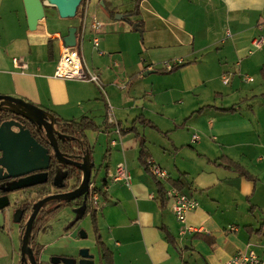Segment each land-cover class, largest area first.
Wrapping results in <instances>:
<instances>
[{
  "label": "crops",
  "instance_id": "0c3cea01",
  "mask_svg": "<svg viewBox=\"0 0 264 264\" xmlns=\"http://www.w3.org/2000/svg\"><path fill=\"white\" fill-rule=\"evenodd\" d=\"M136 1L92 0L89 5L82 61L101 77L113 75L126 91L114 97L116 88L104 83L107 100L101 102L92 82L55 76L61 40L70 27L78 30L83 23L79 8L77 24L47 11L55 22L30 23L24 0H0V95L46 108L64 120L88 117L98 126L85 134L93 172L104 174L101 187L94 185L105 194H98L96 201L91 197V203L115 264H227L239 251H254L264 259V48L248 54L252 39L264 33V27L259 28L264 0H141L139 14L125 20ZM94 17L104 22L99 35L104 55L91 41ZM127 20L144 33L143 45L149 48L180 46L182 50L167 58H182L184 63L165 71L162 61L156 65V56L147 55L140 70L136 59L124 53L135 50L134 42L140 47L138 38H129L134 32L126 27ZM137 22L142 28H135ZM55 25L59 29L51 31ZM114 34L117 38L111 39ZM87 44L90 62L84 59ZM15 57L27 61L28 68H19ZM149 70L154 71L145 74ZM225 73L231 76L228 84L222 80ZM251 74L259 77L257 82ZM243 75L253 79L244 81ZM109 106L117 124L107 121ZM141 115L159 130L135 121ZM142 138L147 159L168 170V180L158 181L142 165ZM99 149H106L101 163L95 154ZM223 156L242 165L256 182L213 163ZM121 162L131 174L128 183L112 178ZM159 183L165 190L176 186L199 201L188 213L187 224L202 231L181 233L183 224L170 210V201L163 204ZM79 208H63L65 217L57 226L48 223L37 234L39 263L51 264L53 256L78 259L87 248L94 264H104L92 217L86 214L77 221ZM4 210L0 263L21 264L23 223L15 221V214L5 219ZM52 226L59 230L55 236L50 235ZM261 227L262 233L257 232Z\"/></svg>",
  "mask_w": 264,
  "mask_h": 264
},
{
  "label": "water",
  "instance_id": "95a60500",
  "mask_svg": "<svg viewBox=\"0 0 264 264\" xmlns=\"http://www.w3.org/2000/svg\"><path fill=\"white\" fill-rule=\"evenodd\" d=\"M82 0H24L27 19L30 23H49L55 22L53 17L46 13V7L57 10L61 19L72 18L77 15L78 8ZM117 18H123L117 15ZM136 27V26H135ZM77 27L69 28V34L65 36L66 45H76ZM149 70L145 74H148ZM10 112L23 117L31 125H34L38 131H44L49 141L50 147L41 144L33 135L32 130L18 120H0V179L18 178L23 176V180L33 178L35 172L41 171L38 175L43 178L35 182L23 183V188L36 184L46 183L49 179L48 170L54 157L61 164L73 165L82 172L81 184L75 189L51 193L40 198L33 204L32 213L26 221L24 235L22 238V258L27 264H38L35 253L29 245L33 224L43 209L44 205L52 200H75L86 196L90 192L92 181L93 165L87 155L81 157V160H75L67 157L59 148L57 136L60 135L55 128V117L42 109L25 100L0 95V113ZM51 149L53 152H51ZM5 171V172H4ZM4 173V174H3ZM20 183V181H18ZM11 184L9 191L20 188ZM11 205L10 198L6 195L0 197V210ZM25 212L23 209L16 210L15 221L21 222ZM82 235H86L83 234ZM51 264H94L93 256L89 249L80 250V258L53 256Z\"/></svg>",
  "mask_w": 264,
  "mask_h": 264
},
{
  "label": "trees",
  "instance_id": "16d2710c",
  "mask_svg": "<svg viewBox=\"0 0 264 264\" xmlns=\"http://www.w3.org/2000/svg\"><path fill=\"white\" fill-rule=\"evenodd\" d=\"M140 1L141 0H137L136 1V7L134 8V10L130 11V12H126L124 14V19H128L129 16H134L139 14L140 10H139V6H140ZM115 15V14H114ZM142 22H137L136 27L135 28H142ZM135 25V24H134ZM181 66V65H179ZM179 66H176L174 69L172 70H166L163 69L165 71H174L177 68H179ZM40 107V106H39ZM42 108V107H41ZM45 111L51 113L54 117H55V128L56 131L60 133V135L57 136L58 139V144H59V148L62 151V153L64 155H66L67 157L71 158V159H75V160H81V157H83L84 155H87L90 159V161L92 162V155H91V149L88 146V141H87V137L85 134V130L87 129H98V126L94 123L93 120L89 119L88 117H83L82 119L76 121V120H64L61 117H59L56 113L52 112L51 110H48L46 108H42ZM137 122L143 124V125H148L156 130H159V128L150 120H148L147 118H145L144 116H138L136 118ZM31 130L33 135L37 138V140L49 147V141L47 139L46 133L44 131H38V129L34 126L31 125L28 126ZM136 128L135 126L131 127L130 130L134 131ZM143 141V143L141 145L142 149H141V162L142 165L145 166V168L148 170V159H147V153L145 152L144 149V138H142L141 142ZM51 152L52 149H51ZM214 164L217 165H223L226 168H229L231 170L236 171L239 175L241 176H245L246 178L253 180L256 182V178L250 174L242 165H240L239 163L227 158V157H221L220 159H218L217 161L213 162ZM59 166L61 167L63 170L66 171L65 176L61 179V180H57L55 179V172H56V167ZM49 174V179L46 183L41 184L40 186L42 187H48L51 186L53 188H55L54 193L59 192V189H63V188H67L69 185V182L72 179H75V184L72 186V189H75L76 187H78L80 185V182L82 180V172L79 168H76L73 165H69V164H61L59 163L54 157L52 158V162H51V166L49 168L48 171ZM91 183H93V179L91 181ZM159 193H160V197L161 200L163 202V204L165 203L167 199L166 197V192L164 187L162 186L161 183H159ZM95 192H97L99 195H104L105 193L99 189V188H95L94 190ZM5 193V191H3V189L0 187V195ZM92 192H89L88 195L86 196V198L84 196L82 201L79 203L80 204V208L81 209V213L79 214V216L77 217V221L79 219H81L84 215L86 214H90L93 220V225H94V229H95V233L97 235V245L99 247V251L101 254V258L103 260L104 264H115L114 263V258H113V253L106 247V245L104 244V242L102 241V238L100 236L99 233V227H98V219H97V214L98 211L96 208H94V206L91 203V197H92ZM51 193H48L46 195H44L43 197L49 195ZM42 197V198H43ZM82 197H79L75 200H66V201H60V200H52L50 202H48L47 204L44 205L43 209L41 210V212L39 213V215L37 216L34 224H33V229H32V233L30 236V242L29 245L32 247L37 262L39 263L38 260V256H39V251H36V238H37V234L45 229L48 221L50 218H52L60 209H63L64 207L70 206L72 205V203L76 200L81 199ZM51 203V207L47 208L46 206ZM25 212L23 219H22V223H23V234H24V230H25V226H26V219L28 213L30 212V214L32 213V209H33V204H28V202L23 201V206H22ZM29 214V216H30ZM25 223V224H24ZM262 229L263 227H261L260 229L257 230V232L262 233ZM168 237L171 239L170 234L167 232ZM39 250V249H38ZM21 264H27L26 261H24L22 259Z\"/></svg>",
  "mask_w": 264,
  "mask_h": 264
},
{
  "label": "built area",
  "instance_id": "2783aa9c",
  "mask_svg": "<svg viewBox=\"0 0 264 264\" xmlns=\"http://www.w3.org/2000/svg\"><path fill=\"white\" fill-rule=\"evenodd\" d=\"M92 0H82L79 6L80 14L83 19V23L80 29L76 32V45L69 46L66 45L64 40H61V56L57 64L55 71V76L60 78H73L88 80L98 83L102 88L104 87L103 80L101 76L88 68L85 67L80 51L84 46L86 39V34L88 32L86 19L88 17V9ZM104 22L100 21L97 17L93 18L91 24L92 37L91 41L94 48L98 51L100 55L106 54V52L100 49V34L102 32V26ZM264 23L259 24V28L262 29ZM229 35V32H228ZM264 48V33L255 36L251 41V48L248 50V54H253L255 51ZM14 63L21 69L28 68V62L23 60L20 57L13 58ZM184 63L182 58H175L172 60H166L162 63V66L166 70H172L176 66L182 65ZM114 65H118L117 62H114ZM244 81H251L253 78L251 76L243 75L241 76ZM231 76L228 73H225L222 77L224 84L230 82ZM107 121L111 124H117L115 116L113 114L112 108L108 107L107 112ZM196 137V136H195ZM112 143H116L115 140ZM148 171L158 180L166 181L170 178V173L168 170L160 166L158 163L154 162L151 159H148ZM114 181H131V174L125 163L121 162L118 164L115 172L112 174ZM92 190V197L96 201L98 199V193L95 192L94 183L90 184V192ZM166 197L170 201L169 208L175 214L177 219L181 224H183L181 233L185 234L186 232H200L202 229L190 226L187 224L188 213L199 206V201L192 195L184 193L181 189L176 186L169 187L165 190ZM227 264H264V259L261 258L254 251H239L236 252L227 262Z\"/></svg>",
  "mask_w": 264,
  "mask_h": 264
},
{
  "label": "rangeland",
  "instance_id": "374dc122",
  "mask_svg": "<svg viewBox=\"0 0 264 264\" xmlns=\"http://www.w3.org/2000/svg\"><path fill=\"white\" fill-rule=\"evenodd\" d=\"M46 11L47 12H57L54 8H50V7H46ZM66 21H67L68 24H77L78 17L76 16V17H72V18H66ZM125 23H126V27H128L131 31L134 32V33H131L132 35H130L129 38H131L132 42L134 41L132 38H135V37L138 38L140 47L137 46L135 44V42H134V45L136 46L135 50H132L131 48H128L127 50L130 53L129 52H124V53L127 56H132L134 59H136L135 61L138 63L140 70L144 66L143 59H147V55H150L151 57L153 55H155L156 57L153 58V59H156L155 60L156 65H159L158 63L162 61L160 63V65L162 66V63L164 61H166V60H163V59H165V57L167 58V57H169L168 55L176 53V52L182 50V48L180 46H176L175 44H174L175 46L171 45V47L168 46V45H164V46H161V47H150L149 48V47H147L146 44L143 45L144 33H141V31L134 29L133 26H134L135 22H133V24H131V22L127 20V21H125ZM152 24H154V22H152ZM145 28H146V31L148 32L149 28H148L147 22L145 24ZM145 28H144V30H145ZM58 29H59V27L56 26V25L51 27V31H57ZM117 36H118L117 34H114V35H112L111 39H115V38H117ZM102 39H106V38L102 37ZM110 45L114 46V44H111V41H110ZM87 46H89V44L86 45V52H84V59L86 61L90 62L91 53H90L89 47H88V51L89 52L87 51ZM89 53H90V55H89ZM167 60H170V59L167 58ZM131 61H134V60L126 59V62L129 63V64H130ZM151 61H147V62L149 63ZM114 68H116V69H114L115 71L118 69L117 67H114ZM162 68H163V66H162ZM119 75H121V74H119ZM251 75L254 77V81L253 82H257L259 77L257 75H254V74H251ZM101 78L103 80V83H109L110 85L114 86V88H116L117 91L115 90V92L113 94L114 97H118L119 95H123V92H126L124 89H121L122 88L121 87V83L118 85V83H116L117 80L113 81L114 76L111 75L110 73H108V75H105V76L102 75ZM82 81L92 82V81H88V80H82ZM253 82H252V84H255ZM92 83L96 87H98L99 90H100V96H99L100 97V101L101 102H105V100H107V95H106L105 91H103L102 87L98 83H96V82H92ZM243 85H245V83ZM107 140H109V138H107ZM105 145H106V149H107L108 143L106 142ZM106 149L103 152H101V149H99L98 151L95 152L96 160L99 163H101L103 161V157H104L103 155H104V152L106 151ZM94 169H96V168H94ZM65 174H66L65 170H63L59 166L56 167L55 179L61 180L65 176ZM103 176H104V174L102 172L98 173V171L94 170V172H93V183L99 188L101 187ZM74 184H75V179H72L69 182V185H68V187L66 189H69ZM66 189H60L58 191H63V190H66ZM54 191H55V188H53L51 186H48V187L44 188L42 186H38L37 185V186H34V187L25 188V189H23V191L14 192V193H12V196H11V205L9 207L5 208L3 216L5 217V219L6 218L7 219L10 218V220H11V218H13V215L15 214V211L17 210V206H18V204L20 202L26 201V202H28L29 205L30 204H34L37 200L42 198L44 195H46L48 193H54ZM91 192H92V190H91ZM82 199H83V197L81 199H79V200L74 201L72 203V205H78L82 201ZM51 206H52L51 203H49L46 207L49 208ZM78 211H81V209H78ZM62 212H63V209H60L52 218L49 219L48 223H52V224H54V226H57L58 222L61 221L62 218L65 217V215H63ZM29 214H30V212L28 213L27 218L25 217L26 221L29 218ZM57 217L60 218V220H58ZM50 228H53V226L50 227ZM71 228H73V227H71ZM74 229H76V228H74ZM57 231H59V230L56 227H54L53 228V232H51V230L49 232H51L50 233L51 236H55ZM78 234H79V231H78ZM75 235H77V234L75 233ZM35 247H36V251H40V246L39 245L36 244ZM60 251L61 250H59V249H53L52 252L54 253V252H60ZM17 252H19V254H20V248H18ZM0 264H3V263H0ZM11 264H15V263H11ZM17 264H19V263L17 262Z\"/></svg>",
  "mask_w": 264,
  "mask_h": 264
},
{
  "label": "flooded vegetation",
  "instance_id": "af4514ba",
  "mask_svg": "<svg viewBox=\"0 0 264 264\" xmlns=\"http://www.w3.org/2000/svg\"><path fill=\"white\" fill-rule=\"evenodd\" d=\"M13 119L20 121L22 124L24 123L27 126H30V123L27 120L23 119V117H21L19 115H15V114L10 113L8 111L0 113V120H2V121H4V120H13ZM40 172L41 171L35 172L34 175H38ZM34 175H33V178L28 179V180L27 179L23 180V176L18 177V178H3V179H0V187L3 189V191H5V193L1 194L0 197H4V196L7 195L10 198V200H11L12 193H14V192L23 191V189H25V188L34 187V186H37V185L40 186L41 184H36V185H33V186H27V187L23 188V183H31V182H35L37 179L43 178L42 176H35L34 177ZM18 181H20V183H18ZM13 183H15L14 186H17V187H20V188L16 189V187H15L14 191H9L8 188ZM80 184H81V182H80ZM72 188L73 187L71 186L69 189H66V188H63V189L71 190ZM66 190H63V191H66ZM22 206H23V202H20L18 204V206H17V210L23 208Z\"/></svg>",
  "mask_w": 264,
  "mask_h": 264
}]
</instances>
